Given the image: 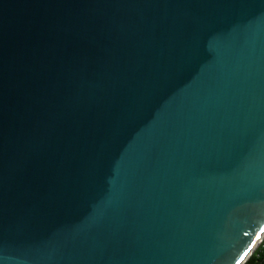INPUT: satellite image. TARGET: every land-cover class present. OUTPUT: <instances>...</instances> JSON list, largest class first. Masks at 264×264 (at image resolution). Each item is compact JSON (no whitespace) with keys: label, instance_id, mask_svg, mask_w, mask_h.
<instances>
[{"label":"water","instance_id":"water-1","mask_svg":"<svg viewBox=\"0 0 264 264\" xmlns=\"http://www.w3.org/2000/svg\"><path fill=\"white\" fill-rule=\"evenodd\" d=\"M262 229L264 0H0V264H245Z\"/></svg>","mask_w":264,"mask_h":264},{"label":"trees","instance_id":"trees-1","mask_svg":"<svg viewBox=\"0 0 264 264\" xmlns=\"http://www.w3.org/2000/svg\"><path fill=\"white\" fill-rule=\"evenodd\" d=\"M264 242V241H263ZM245 264H264L263 243L259 244Z\"/></svg>","mask_w":264,"mask_h":264},{"label":"snow or ice","instance_id":"snow-or-ice-1","mask_svg":"<svg viewBox=\"0 0 264 264\" xmlns=\"http://www.w3.org/2000/svg\"><path fill=\"white\" fill-rule=\"evenodd\" d=\"M262 231H264V229H262ZM250 250H251V249H249V251H250ZM247 255H248V252H245V253L243 254V256L241 257V260H243L244 256H247ZM237 264H240V262L238 261Z\"/></svg>","mask_w":264,"mask_h":264},{"label":"built area","instance_id":"built-area-1","mask_svg":"<svg viewBox=\"0 0 264 264\" xmlns=\"http://www.w3.org/2000/svg\"><path fill=\"white\" fill-rule=\"evenodd\" d=\"M263 241H264V237L259 244L263 243V248H264V242Z\"/></svg>","mask_w":264,"mask_h":264}]
</instances>
